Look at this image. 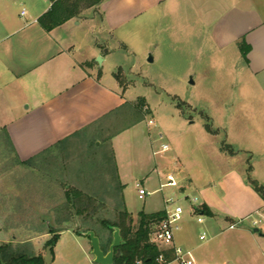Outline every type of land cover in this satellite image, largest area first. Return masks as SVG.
<instances>
[{
  "label": "rangeland",
  "instance_id": "1",
  "mask_svg": "<svg viewBox=\"0 0 264 264\" xmlns=\"http://www.w3.org/2000/svg\"><path fill=\"white\" fill-rule=\"evenodd\" d=\"M210 2L214 17L218 9L243 8L245 29L264 22V0H209L208 6ZM86 5L82 16L97 8ZM24 9L29 14L21 17ZM36 11L38 0H0V30L9 25L24 30V35L39 32ZM182 13L180 19L164 24L166 31L159 32L160 23L152 24L149 37L147 33L131 47L116 49L112 61L97 71L106 84L117 80L128 102H145L140 119L123 111L113 118H119L115 125L90 128L29 167L19 163L0 129V246L30 243L25 248L45 258L54 238L49 229L70 226L53 246L51 264H95L87 229L95 226L97 237L109 245L114 233L99 220L117 222L113 195L108 190L105 206L96 208L94 220L86 225L83 217L71 218L76 210L68 209L66 191L78 188L93 194L106 177L135 227L140 212H161L164 200L174 197L184 208L176 240L197 264H264V200L253 185L264 186V78L253 79L242 71L229 48L213 40L215 31L210 35L209 30L214 25L209 29L192 23L188 11ZM107 136L112 137L111 145L94 152L91 145L101 146ZM163 144L169 150L156 153ZM107 149L113 150L121 191L112 176L114 168L104 169L99 178L90 173ZM169 173L180 175V187H187L184 192H157ZM138 184L153 194L141 200ZM203 205L210 215H203L204 223L199 224L193 210ZM67 219L72 222L59 224Z\"/></svg>",
  "mask_w": 264,
  "mask_h": 264
},
{
  "label": "crops",
  "instance_id": "2",
  "mask_svg": "<svg viewBox=\"0 0 264 264\" xmlns=\"http://www.w3.org/2000/svg\"><path fill=\"white\" fill-rule=\"evenodd\" d=\"M38 1L40 11L33 16L40 26L39 19L52 3ZM208 1L104 0L97 10L52 31L40 26L39 32L24 35V30L4 25L0 30V120L5 121L0 122V129L7 132L18 161L31 162L83 130L115 125L119 118H113L123 111L133 117L129 111L132 102L126 100L118 81L106 84L97 71L112 61L116 49L131 47L147 38V33L149 37L152 24H161L159 32L168 30L164 24L180 19L184 10L190 22L209 29L214 25L209 30L210 35L215 31L213 40L222 49L229 48L244 73L253 79L264 78V22L245 29L243 8L218 9L214 17ZM23 11L20 16L26 17L29 13ZM232 13L236 15L229 18ZM2 18L0 15V22ZM243 41L250 47L248 62L239 48ZM33 42L37 46H29ZM149 45L147 42L146 48ZM99 57L102 67L96 61ZM179 176L177 173V181ZM186 189L182 186L183 192ZM175 243L181 246L176 239Z\"/></svg>",
  "mask_w": 264,
  "mask_h": 264
},
{
  "label": "trees",
  "instance_id": "3",
  "mask_svg": "<svg viewBox=\"0 0 264 264\" xmlns=\"http://www.w3.org/2000/svg\"><path fill=\"white\" fill-rule=\"evenodd\" d=\"M50 1L52 3L51 9L46 14H44L38 21L40 26L46 31H52L72 19L81 17L82 16L81 10L84 7L83 6L84 3L87 4L85 8L97 7L104 0H50ZM239 48L244 59L246 60V62H248L247 56L250 51V47L247 45L245 41H243L239 44ZM142 102H143L142 105H138V104L129 105L130 113L132 112L134 115L135 114L140 115L138 119L142 117L140 113L143 107L145 106V102L144 101ZM206 128L208 131L211 132L209 125H206ZM86 130L74 134V136L64 141L59 148L63 147L66 143L72 141L74 138H76ZM1 132H2L1 134L5 137V139H7L8 146L12 148V151L14 153V149L11 140L7 135V132L5 130H2ZM98 135L99 132L96 134L97 138ZM111 140L112 137L107 136L103 140L101 146H98L97 142H94L91 145V149L94 150V152L103 150L105 145L108 146L111 145ZM19 163L26 167L30 166V162L28 163L19 162ZM114 163H115V158H114L113 150L107 149L106 152L102 154V159H100V161L98 162L93 163V166L91 167L92 170L90 173L93 176V178L94 177L96 178L99 176V174L105 173L104 169L114 168L112 172V176L114 177L115 184H117L119 187V191H121L122 186L119 182V177L117 175V171L115 167L116 164ZM105 178L106 177L103 178V183L99 187L93 188L97 193L95 192L92 194L89 192H84L78 188L67 189L66 191V199L68 202L67 207L68 209H70V212L73 209L76 210L75 211L76 213L75 212L70 213L71 218L72 216L83 217L82 222L87 225V223L91 222V220H94L95 216L93 215V212L96 211V208L105 206L106 198H107L105 194L110 193L108 192V190H111L110 194L113 195L112 198L115 201L114 210L117 216V222L112 223L107 219H103L101 221L99 220V222L101 223V226H103L106 230H109L113 233L116 229L120 230V234L124 244L120 246L119 249L115 250V254L117 256L115 257L114 264H162L159 262L158 259L163 252L157 246L151 244L150 234L154 226L165 219L166 217L165 212L162 211L153 214H146L144 212H140L138 215L139 222L137 223L136 227L133 226L132 216L124 206L122 198L119 196V194H117L118 191L116 187H112L110 181H106ZM111 181H113V179ZM253 185L257 193L264 200V186H261L257 182H253ZM200 212L203 215H210V211L207 206H202ZM71 222H72L71 220L67 219L63 222L62 221L59 222V224L61 225L64 223L69 224ZM94 227L95 226L93 225L89 227L87 229V232L93 231L96 234V236H98L99 234L97 233V230H95ZM66 228H70V226H66ZM66 228H62V229L59 228L56 230L49 229L50 230L49 233L54 234V238L48 242V245L55 246V244L58 242L60 238L61 232L66 230ZM112 242L113 239H111V242L109 243L108 246H105L103 242H101V247L102 250L105 252V254H107L108 247H110ZM28 244L30 243L21 244L19 246H14L11 243H6L1 245L0 264H46L43 256L36 255L34 252L30 253L25 248ZM119 251L122 253L121 256H118ZM164 254L167 261H172L174 259L173 251H167L164 252Z\"/></svg>",
  "mask_w": 264,
  "mask_h": 264
},
{
  "label": "built area",
  "instance_id": "4",
  "mask_svg": "<svg viewBox=\"0 0 264 264\" xmlns=\"http://www.w3.org/2000/svg\"><path fill=\"white\" fill-rule=\"evenodd\" d=\"M26 12H22V16H25ZM153 125V122H151ZM150 125V124H149ZM169 150L168 145L163 144L162 150L160 152H166ZM139 188V198L143 200L146 196H150L153 192L147 191L145 188H142L141 185H137ZM165 188H179L182 189L177 181L176 176L173 173H169L167 175V183H161L160 188L157 190L163 191ZM189 199V197H186ZM192 203H197V199H192ZM165 208L164 212L166 217L164 220L156 224L150 234V242L151 244L157 246L163 253L159 256V262L162 264H197L191 251L182 248L181 246H177L175 243L176 233L181 230V222L183 221L184 216V208L176 202L174 197H170L164 200ZM201 207L195 208L193 210L194 213L198 215L197 222L199 224L204 223V219L202 218L203 214L200 212ZM259 222H255L254 225H258ZM234 227L231 226L232 229ZM200 240H206V236L203 235L200 237ZM173 251L174 259L172 261H167L165 258L164 252Z\"/></svg>",
  "mask_w": 264,
  "mask_h": 264
},
{
  "label": "water",
  "instance_id": "5",
  "mask_svg": "<svg viewBox=\"0 0 264 264\" xmlns=\"http://www.w3.org/2000/svg\"><path fill=\"white\" fill-rule=\"evenodd\" d=\"M103 61V58L99 57L97 58V62L101 64ZM150 61H153L150 59ZM255 232H259L258 230H255ZM87 237L89 238L91 242L92 247V255L94 257V263L95 264H114L115 257L117 256L115 254V250L119 249L120 246L124 244L120 230L116 229L113 234V244L110 246V250L107 254L102 250L100 239L96 236V234L93 231H90L87 233ZM52 250L53 246H49L47 249V255L44 258L46 264H51L52 262ZM122 253L119 251L118 256H121Z\"/></svg>",
  "mask_w": 264,
  "mask_h": 264
}]
</instances>
